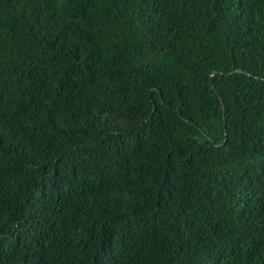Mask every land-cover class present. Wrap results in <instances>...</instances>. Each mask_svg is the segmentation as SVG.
<instances>
[{
	"label": "trees",
	"instance_id": "1",
	"mask_svg": "<svg viewBox=\"0 0 264 264\" xmlns=\"http://www.w3.org/2000/svg\"><path fill=\"white\" fill-rule=\"evenodd\" d=\"M0 264H264V0H0Z\"/></svg>",
	"mask_w": 264,
	"mask_h": 264
}]
</instances>
